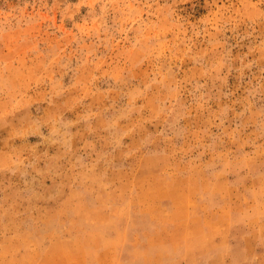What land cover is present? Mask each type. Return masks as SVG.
<instances>
[{
  "label": "rangeland",
  "instance_id": "rangeland-1",
  "mask_svg": "<svg viewBox=\"0 0 264 264\" xmlns=\"http://www.w3.org/2000/svg\"><path fill=\"white\" fill-rule=\"evenodd\" d=\"M0 264H264V0H0Z\"/></svg>",
  "mask_w": 264,
  "mask_h": 264
}]
</instances>
